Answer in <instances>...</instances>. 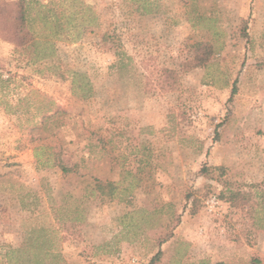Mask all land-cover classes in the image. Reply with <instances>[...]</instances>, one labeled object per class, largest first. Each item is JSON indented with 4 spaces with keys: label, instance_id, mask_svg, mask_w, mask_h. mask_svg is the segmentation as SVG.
Masks as SVG:
<instances>
[{
    "label": "rangeland",
    "instance_id": "1",
    "mask_svg": "<svg viewBox=\"0 0 264 264\" xmlns=\"http://www.w3.org/2000/svg\"><path fill=\"white\" fill-rule=\"evenodd\" d=\"M39 1L60 12L57 34L38 25L30 48L0 36V264L44 258L29 241L39 228L60 254L46 264H148L159 251L155 264H264L261 200L231 203L220 170L203 171L264 187V0H144L147 12L140 0ZM195 41L214 54L182 72ZM93 177L117 197L98 196Z\"/></svg>",
    "mask_w": 264,
    "mask_h": 264
},
{
    "label": "trees",
    "instance_id": "2",
    "mask_svg": "<svg viewBox=\"0 0 264 264\" xmlns=\"http://www.w3.org/2000/svg\"><path fill=\"white\" fill-rule=\"evenodd\" d=\"M139 7H142L144 11L147 10V2L144 0H140ZM147 12V11H146ZM60 12L53 10L48 4H44L39 0H0V36L13 42L16 45H19L24 48H30V46L39 45V36L40 30L38 25L46 26L49 23H53V27L56 30L57 34L61 30V26L64 23L61 22ZM68 24L71 23V20L68 19ZM41 27V26H40ZM63 28V26H62ZM245 36H248L245 33ZM111 35L108 32L103 34V39H109ZM190 50L192 53L190 58L186 59L181 66L182 72H188L196 68L204 67L208 64L210 58L214 54V47L212 43L209 41H195L190 45ZM45 51V50H43ZM40 54V52H39ZM120 57V67L124 64L125 58L130 59L131 57L128 56L126 53L119 55ZM177 79V72L175 69L171 68H163L161 70V78H160V85L162 89H171L174 87V80ZM89 90H86V94L84 95L87 97L89 94ZM237 92V85L236 82L232 88V96ZM60 110H57L52 115H46V120L51 118L52 116L57 115ZM44 121H41L43 123ZM56 165L62 170L64 173H69L75 170L76 165L70 167L66 165V163L59 157L56 161ZM220 170L219 176L217 177L218 182L223 185V189L220 192V197L230 201L231 203L235 202V199L238 196H241L243 199H252V198H259L261 200L259 205L261 208L264 209V187L259 191L253 190H242L239 186L234 187L233 182H229L224 180L222 177L225 174L223 167H204V173L206 177L213 178L212 171L213 170ZM92 181L94 182V191L97 192V195L100 196L102 199H110L117 197V183L113 181H103L98 177H93ZM251 187L254 186H261V184H252ZM66 194V193H65ZM63 193V197L65 195ZM190 199V195L188 196ZM258 202V201H257ZM255 201V204H257ZM191 206L194 207L193 212L197 210L195 199L191 200ZM26 207V203H24ZM50 228H39L33 231L30 236L29 241H33L37 244L43 246H48L46 248V252L44 258L35 262V264H46L44 263L45 259L52 258V259H60V254L55 253L51 247H49L50 240L46 235ZM39 234V235H36ZM14 251H20V249H13L7 252V255ZM161 252L159 251L148 264H155L158 260ZM46 256V257H45ZM27 264V263H23ZM216 264H225L223 262H218Z\"/></svg>",
    "mask_w": 264,
    "mask_h": 264
},
{
    "label": "built area",
    "instance_id": "3",
    "mask_svg": "<svg viewBox=\"0 0 264 264\" xmlns=\"http://www.w3.org/2000/svg\"><path fill=\"white\" fill-rule=\"evenodd\" d=\"M211 202L212 203H215V204L218 203L216 197H213L212 200H211Z\"/></svg>",
    "mask_w": 264,
    "mask_h": 264
}]
</instances>
